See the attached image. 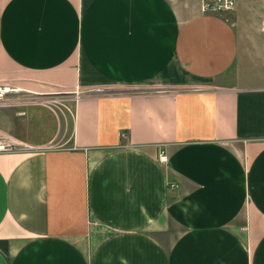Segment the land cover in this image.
<instances>
[{
  "label": "crops",
  "instance_id": "0c3cea01",
  "mask_svg": "<svg viewBox=\"0 0 264 264\" xmlns=\"http://www.w3.org/2000/svg\"><path fill=\"white\" fill-rule=\"evenodd\" d=\"M251 3L0 0V83L79 94L65 147L0 153V264H264Z\"/></svg>",
  "mask_w": 264,
  "mask_h": 264
},
{
  "label": "rangeland",
  "instance_id": "374dc122",
  "mask_svg": "<svg viewBox=\"0 0 264 264\" xmlns=\"http://www.w3.org/2000/svg\"><path fill=\"white\" fill-rule=\"evenodd\" d=\"M251 7L253 14L264 16V0H252ZM6 99L0 105V134L51 150L69 144L74 94L30 97L10 92Z\"/></svg>",
  "mask_w": 264,
  "mask_h": 264
},
{
  "label": "built area",
  "instance_id": "2783aa9c",
  "mask_svg": "<svg viewBox=\"0 0 264 264\" xmlns=\"http://www.w3.org/2000/svg\"><path fill=\"white\" fill-rule=\"evenodd\" d=\"M237 7V0H200V11L203 15L214 16L224 20L226 23H231V18L234 15ZM19 93V90L7 84L0 83V105H5L7 102L8 93ZM79 98V94H75V100ZM123 136V135H122ZM27 145H17L9 137L0 134V153L12 152L18 149H28ZM159 162L166 161L164 152H160Z\"/></svg>",
  "mask_w": 264,
  "mask_h": 264
}]
</instances>
